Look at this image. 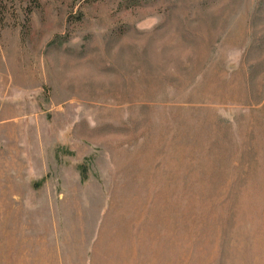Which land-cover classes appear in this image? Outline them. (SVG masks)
Returning a JSON list of instances; mask_svg holds the SVG:
<instances>
[{
    "label": "rangeland",
    "instance_id": "rangeland-1",
    "mask_svg": "<svg viewBox=\"0 0 264 264\" xmlns=\"http://www.w3.org/2000/svg\"><path fill=\"white\" fill-rule=\"evenodd\" d=\"M0 264H264V0H0Z\"/></svg>",
    "mask_w": 264,
    "mask_h": 264
}]
</instances>
